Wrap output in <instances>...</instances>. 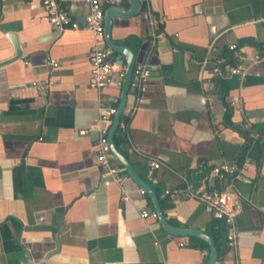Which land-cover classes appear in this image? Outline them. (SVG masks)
<instances>
[{
	"label": "crops",
	"instance_id": "obj_1",
	"mask_svg": "<svg viewBox=\"0 0 264 264\" xmlns=\"http://www.w3.org/2000/svg\"><path fill=\"white\" fill-rule=\"evenodd\" d=\"M58 2L76 28H53L38 0H0V61L14 55L12 41L20 52L0 65V264H205L202 238L169 233L157 217L141 215L153 210L151 199L111 152L121 178L101 174L95 142L113 115H100L119 100L125 59L116 63L111 49L110 81L90 86L97 37L84 27L86 5ZM139 2L136 13L110 18L113 42L149 68L134 109L127 90L117 125L126 142L114 144L171 225L214 239L215 264H264V59L251 61L264 54V0ZM216 54L225 64L241 62L243 74H214ZM225 111L251 138L242 157L244 136L223 123ZM221 163L234 172L217 178L211 169ZM198 188H229L239 198L234 245L221 220L223 231L212 236L214 218L194 195Z\"/></svg>",
	"mask_w": 264,
	"mask_h": 264
},
{
	"label": "built area",
	"instance_id": "obj_2",
	"mask_svg": "<svg viewBox=\"0 0 264 264\" xmlns=\"http://www.w3.org/2000/svg\"><path fill=\"white\" fill-rule=\"evenodd\" d=\"M42 12L45 14L50 25L57 29L63 30L65 28H76L77 23L71 19L67 11L60 6L58 0H38ZM105 0H82L86 5V12L84 15V27L90 29L95 39L94 43L90 47L88 54L89 62V75L87 82L90 86L96 88L107 84L110 81V70L113 65H115L114 59L111 58L110 52L111 48L105 44L99 37L102 38L103 32V4ZM111 2H119L120 0H108ZM228 49L233 52V54L242 58L238 54L237 44L235 42H230L227 45ZM210 50H214L213 46H210ZM264 59V54H254L251 61H258ZM212 71L214 74L223 76L225 72L232 74H243L244 67L241 62L237 64H225L224 57L221 54H216L213 56V66ZM123 72L120 70L118 72L120 79L117 81L121 82L123 78ZM149 75V68L144 62L134 63L128 89L131 88L134 94L133 104L131 109H134L142 101V92L144 90L145 81ZM113 102H110L103 107V111L100 115L101 119L108 120L109 115H113L118 99L113 98ZM118 125L123 126L124 124L118 121ZM108 125H103L98 128V136L95 142V157L100 164L101 174H111L116 180H120L121 175L118 168L110 164L108 155L110 154L109 144H108ZM148 164L150 166L156 167L159 165V161L156 159H149ZM212 173L217 178H223L228 173L234 172V167L227 164L221 163L219 165L213 166L211 169ZM143 192V189L140 188ZM168 190L165 189V192ZM194 195L200 200L203 206V210L209 214L212 218L221 220L226 225V242L229 246L234 245L236 231L234 229V215L239 210L240 201L237 195L229 188H198L194 191ZM142 216L150 215L156 217L155 211L147 210L141 211Z\"/></svg>",
	"mask_w": 264,
	"mask_h": 264
},
{
	"label": "water",
	"instance_id": "obj_3",
	"mask_svg": "<svg viewBox=\"0 0 264 264\" xmlns=\"http://www.w3.org/2000/svg\"><path fill=\"white\" fill-rule=\"evenodd\" d=\"M129 8L123 9L119 5H113L103 10V39L106 45H108L113 51L118 52L115 58L116 63H121V54L124 55L125 59V67L123 72L122 84L119 93V100L116 106V110L113 114V118L111 123L109 124L107 136H108V144L110 152L118 159V161L124 166L127 174L138 184L139 187L143 189V191L150 197L153 210L155 211L156 217L161 224L162 228L169 233L172 234H187V235H195L202 238L208 244V256L205 264H215L216 259V247L214 244V239L207 233L202 230L190 227H178L171 225L165 218L159 207L158 199L155 192L150 188V186L142 180L132 167L131 163L127 160V158L116 148L113 140V134L115 129L117 128L119 115L124 107L126 102V93L128 90V85L131 76V70L134 65V54L133 52L127 48L126 46L119 45L113 42L110 36V18L111 16H126L134 14L138 11L140 7L139 0H129ZM14 47V55L10 58L4 59L0 61V65L18 57L20 55L19 49L16 44L12 41Z\"/></svg>",
	"mask_w": 264,
	"mask_h": 264
},
{
	"label": "trees",
	"instance_id": "obj_4",
	"mask_svg": "<svg viewBox=\"0 0 264 264\" xmlns=\"http://www.w3.org/2000/svg\"><path fill=\"white\" fill-rule=\"evenodd\" d=\"M227 55H228L227 56L228 61H231L230 60V57H231L230 53L229 54L227 53ZM215 81H216L217 85H221V81L218 78ZM229 115H230L229 111L224 112L223 123L226 125L235 127L244 136V141H243L242 147H241V153H242L241 157H242L244 152L246 151V149L248 148V146L250 144L251 138L248 136L247 132L244 129H242L239 125L235 124L234 122H232L230 120ZM113 140H114V143L116 144V146H118V147L126 142V136H125L123 130L120 129L119 127H117L115 132H114ZM160 205L162 207L164 206L162 201H160ZM168 205H170V202L165 203V206H168ZM211 225L215 229V231L212 233L213 234L212 236H214V237H215V234L221 233L224 229V226L222 224H220L216 219L212 220ZM203 242L206 245V242L205 241H203ZM215 246L217 249L218 245L215 244Z\"/></svg>",
	"mask_w": 264,
	"mask_h": 264
}]
</instances>
